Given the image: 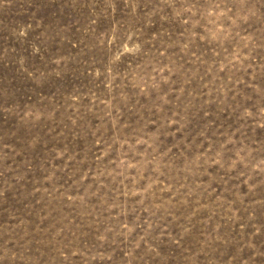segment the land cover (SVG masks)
I'll return each mask as SVG.
<instances>
[{"label": "rangeland", "instance_id": "1", "mask_svg": "<svg viewBox=\"0 0 264 264\" xmlns=\"http://www.w3.org/2000/svg\"><path fill=\"white\" fill-rule=\"evenodd\" d=\"M0 264H264V0H0Z\"/></svg>", "mask_w": 264, "mask_h": 264}]
</instances>
